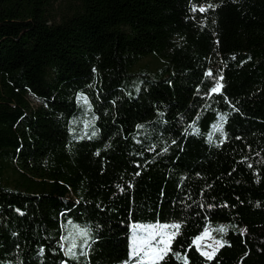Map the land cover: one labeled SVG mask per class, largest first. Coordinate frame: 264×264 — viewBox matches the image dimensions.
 Wrapping results in <instances>:
<instances>
[{"label":"trees","instance_id":"16d2710c","mask_svg":"<svg viewBox=\"0 0 264 264\" xmlns=\"http://www.w3.org/2000/svg\"><path fill=\"white\" fill-rule=\"evenodd\" d=\"M51 6L0 0V264H129L133 223L229 224L156 264H264V0Z\"/></svg>","mask_w":264,"mask_h":264},{"label":"rangeland","instance_id":"374dc122","mask_svg":"<svg viewBox=\"0 0 264 264\" xmlns=\"http://www.w3.org/2000/svg\"><path fill=\"white\" fill-rule=\"evenodd\" d=\"M74 0H51L52 6L50 9V15L53 21H58L59 18L69 12L71 5ZM204 7L203 4L198 6V10ZM201 12V11H200ZM164 59L157 55H148L143 57L138 64H136L132 70L136 71L141 66L147 67L149 70H156ZM217 66L213 73L215 81H217ZM216 87V84L214 86ZM32 101V100H31ZM34 104L35 102L32 101ZM78 103L83 106V116L77 117L74 122L76 132L82 134L91 123V119L87 114V106L84 98H78ZM10 187H12L13 176L8 173L6 174ZM166 225L173 224H142L133 223L129 229V244L128 250L130 252V263L129 264H156L161 260L157 259L160 254L157 250L166 247V244H170V250H176L180 253L187 252L189 248H195L197 251L206 259H209L222 243V237L218 235L221 228L229 226L228 223H218L217 230L212 231L206 228L205 225L201 226L200 229L195 231L193 234H186L183 231V227L179 230L172 227H164ZM64 228V227H63ZM176 233L174 237L172 234ZM171 237V238H170ZM197 237H200L196 243H193ZM88 241V236L83 228H78L74 224L70 223L69 226L65 227V234L63 238V252L66 256L75 257V252L84 249ZM161 241H165L166 244H162ZM71 248V252L68 249ZM167 251V253L169 252ZM166 253V254H167ZM164 254V257L166 256Z\"/></svg>","mask_w":264,"mask_h":264},{"label":"snow or ice","instance_id":"6c2138e0","mask_svg":"<svg viewBox=\"0 0 264 264\" xmlns=\"http://www.w3.org/2000/svg\"><path fill=\"white\" fill-rule=\"evenodd\" d=\"M208 7H212V5H209ZM194 10H195V9H194ZM200 11L203 12V11H206V9H205L204 7H201V8H200ZM209 74H210V73H209ZM218 87H219V85H218ZM216 90H217L216 88L212 89V91H216ZM164 227H172V228L177 229V231H178L179 228H180V225H179V224H173V225H166V226H164ZM175 234H176V233H173V234H172V237H174ZM170 238H171V237H170ZM199 239H200V237H197L196 240L193 241V243H196V241H198ZM161 243H162V244H166L165 241H161ZM169 249H170V244H166V247L161 248V249H158L157 251H158L160 254L158 255L157 259H159V260H163V259H164V254H166L167 251H169ZM71 250H72L71 248L68 249L69 252H71ZM209 258H211V257H209Z\"/></svg>","mask_w":264,"mask_h":264}]
</instances>
